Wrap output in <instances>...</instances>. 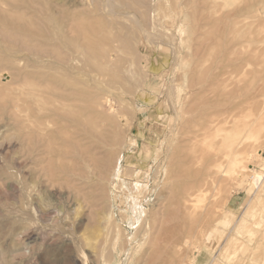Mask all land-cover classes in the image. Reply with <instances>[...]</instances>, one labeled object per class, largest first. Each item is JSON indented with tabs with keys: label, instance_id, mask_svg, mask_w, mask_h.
Instances as JSON below:
<instances>
[{
	"label": "rangeland",
	"instance_id": "1",
	"mask_svg": "<svg viewBox=\"0 0 264 264\" xmlns=\"http://www.w3.org/2000/svg\"><path fill=\"white\" fill-rule=\"evenodd\" d=\"M262 3L264 0H0V24L6 26L5 32L0 29L1 47L16 52L17 45L4 36L15 33L52 55L67 52L72 58L61 62L52 55L42 58L40 53L21 50L16 52L19 62L7 57L9 63L5 59L0 63V264H214L231 239L234 220L226 227L224 212L236 219L252 202V214L236 240H230L228 254L217 263L264 264V36L255 37L264 34V25L259 24L264 23ZM79 15L92 21L86 18L83 22ZM232 21L239 23L233 22L232 27L237 30L239 25V34L232 30ZM254 25L263 28L256 30ZM229 30L234 36H228ZM75 35L81 42L87 36L97 40L103 35L105 50L112 51L111 60L95 58L85 45L73 54ZM65 36L71 40L67 48L61 43ZM243 41V46H249L245 50L239 44ZM250 49L259 51L252 55ZM249 55L252 57L245 61ZM8 68L16 74L56 75L62 81L50 84L44 76L26 83L18 74L8 79ZM225 73L241 77L237 80L229 75L222 88V81L214 79L219 76V81ZM64 85L78 94L54 105L50 101L44 104L46 115L33 105L34 94L49 100L56 87L64 89ZM70 99L86 106L94 103L96 111L110 115L109 135L118 131L110 141V160L105 148H93L96 144L104 147L103 141L87 138L84 130L74 133L76 124L70 117L45 121L50 116L49 105L72 112L75 101ZM224 110L232 113V119ZM77 111L86 112L83 107ZM210 112L216 116L215 125L211 123L215 127L204 132ZM221 112L235 122L227 119L230 124H217ZM26 117L34 126L23 122ZM205 119H209L207 126ZM199 123L205 128L198 127ZM39 126L45 133H58L50 151L42 144L47 136L35 133ZM67 136L76 147L86 145L90 154L85 159L74 154L71 143L66 147ZM39 139L43 140L39 143ZM232 159L237 163L231 164ZM213 163L223 165L220 169ZM113 168L115 176L109 177ZM137 180L142 184L141 193L133 197L136 193L130 188Z\"/></svg>",
	"mask_w": 264,
	"mask_h": 264
},
{
	"label": "bare ground",
	"instance_id": "2",
	"mask_svg": "<svg viewBox=\"0 0 264 264\" xmlns=\"http://www.w3.org/2000/svg\"><path fill=\"white\" fill-rule=\"evenodd\" d=\"M110 1L111 0H109V3H110ZM114 1V0H113ZM117 1H119V0H117ZM117 1L115 0V3H117ZM201 1H203V0H201ZM212 1V0H211ZM225 1V0H224ZM223 0H222V2H224ZM240 1V0H239ZM244 1V0H243ZM36 2V1H35ZM178 1H176L175 3H177ZM192 2V1H191ZM241 2H242V0H241ZM108 3V2H107ZM127 3V2H126ZM126 3H124V1H123V4H126ZM133 3V2H132ZM142 3V2H141ZM202 3H205V2H202ZM214 3V2H213ZM246 3H247V0H246ZM40 4V3H39ZM134 4V3H133ZM143 4H144V2H143ZM178 4H179V2H178ZM181 4V3H180ZM179 4V5H180ZM188 4V3H187ZM261 4V3H260ZM264 3H262V5H263ZM36 5V4H35ZM46 5V4H45ZM67 5V4H66ZM111 5V4H110ZM109 5V6H110ZM114 5V4H113ZM112 5V6H113ZM121 5H122V3H121ZM127 5H128V3H127ZM139 5V4H138ZM259 5V4H258ZM38 6V5H37ZM40 6V5H39ZM72 6V5H71ZM119 6V5H118ZM123 6V5H122ZM129 6V5H128ZM132 6V5H131ZM135 6H137V5H135ZM177 6V5H176ZM36 7V6H35ZM68 7H69V5H68ZM111 7V6H110ZM125 7V6H124ZM262 7V6H261ZM263 7H264V5H263ZM181 8V7H180ZM255 8V7H254ZM70 9V8H69ZM69 9H67V11L69 10ZM107 9V8H106ZM109 9V8H108ZM133 9V8H132ZM140 9H141V7H140ZM252 9V8H251ZM42 9H40V11H41ZM78 10V9H77ZM76 10V11H77ZM173 10V9H172ZM263 10V9H262ZM74 11V10H73ZM79 11V10H78ZM77 11V12H78ZM133 11V10H132ZM134 11H135V9H134ZM248 11V10H247ZM64 12V11H63ZM72 12V11H71ZM75 12V11H74ZM74 12L72 13V17H73V14H74ZM77 12H76V14H77ZM60 13H62V12H60ZM79 13V12H78ZM64 14H66V16L68 17H70L71 16V14L70 13H68V12H65ZM134 14V13H133ZM136 14V13H135ZM225 14V13H224ZM262 14V13H261ZM260 14V15H261ZM264 14V13H263ZM80 15H82L83 16V14H81L80 13ZM79 15V16H80ZM248 15V14H247ZM246 15V16H247ZM258 15V14H257ZM55 15H53V17H54ZM128 16H129V14H128ZM132 16V15H131ZM251 16V15H250ZM254 16V15H253ZM256 16V15H255ZM71 17V18H72ZM75 17V16H74ZM91 17V16H90ZM134 17V16H133ZM136 17V16H135ZM241 17H243L242 15H241ZM258 17V16H257ZM63 18H65V16L63 17ZM77 18V17H76ZM78 18H81V16L80 17H78ZM87 18V17H86ZM85 18V19H86ZM137 18V17H136ZM140 18V17H139ZM237 18L238 17H236L235 18V16H234V19H236V21H238L237 20ZM250 20L252 19L251 17H248ZM260 18V17H259ZM263 18H264V16H263ZM48 19H50V18H48ZM52 19V18H51ZM69 19V18H68ZM82 19V21L84 22L85 21V19H84V17L83 18H81ZM87 19H90L91 20V18H87ZM94 19L95 18H93V21H94ZM97 19V18H96ZM132 19V18H131ZM134 19V18H133ZM224 19V18H223ZM234 19H231V20H234ZM244 19V18H243ZM262 19V18H261ZM75 20V19H74ZM137 20V19H136ZM248 19H246L245 21L247 22V24H248V21H247ZM56 21V20H55ZM76 21H80V20H76ZM75 21V22H76ZM92 21V20H91ZM96 21V20H95ZM98 21V20H97ZM141 21V20H140ZM236 21H232V25L233 26H231V28L233 27L234 28V25L235 24H233V22L234 23H237ZM50 22H52V20H50ZM54 22V21H53ZM81 22V21H80ZM138 22V21H137ZM142 22V21H141ZM252 22V21H251ZM256 22H258V21H256ZM42 23V22H41ZM56 23V22H55ZM70 23V22H69ZM68 23V24H69ZM90 24H88V25H91V22H89ZM94 23V22H93ZM140 23V22H139ZM259 23V22H258ZM50 24V23H49ZM61 24H63V23H61ZM71 24V23H70ZM76 24H79L78 22H76ZM75 24V25H76ZM81 24V23H80ZM101 24H102V22H101ZM237 24H239V23H237ZM246 24V23H245ZM259 24H261V25H264V23L262 22L261 23V21H260V23ZM57 25V24H56ZM72 25V24H71ZM87 25V24H86ZM94 25V24H93ZM97 25H98V22H97ZM248 25H250V24H248ZM256 25H258V24H256ZM259 26V28L261 27V29L263 28L262 26ZM12 26H16V27H19L20 25H13L12 24ZM45 26V25H44ZM49 26V25H48ZM53 26V25H52ZM51 26V27H52ZM81 26V25H80ZM239 26V25H238ZM237 25H236V27L235 28H237V30H239V27H238ZM61 27V26H60ZM62 27H64V28H66L67 26H63L62 25ZM87 27H89V26H87ZM91 27V26H90ZM94 27V26H93ZM93 27H92V29H91V31H93V30H95V29H93ZM247 27V26H246ZM257 27V28H256ZM20 28H23V27H20ZM50 28V27H49ZM48 28V29H49ZM69 28H71V29H73L72 27H69ZM230 28V29H231ZM232 28V30H234ZM254 28H256V30H258L259 28H258V26H255L254 25ZM0 29L2 30V32H5V29H6V26H4L3 24H0ZM45 29H46V27H45ZM53 29H55V28H53ZM70 29V30H71ZM101 29V28H100ZM247 29V28H246ZM251 29V28H250ZM250 29H249V32H250ZM19 30V29H18ZM38 30H40V28L38 29ZM67 30V29H66ZM74 30V29H73ZM232 30H229L228 32V36H231V35H233L232 34V32L234 33V31H235V34L236 33H238L239 34V32L237 31V30H234V31H232ZM244 30H245V28H244ZM252 30V29H251ZM256 30H253V33H254V31H256ZM72 31V30H71ZM84 31V30H83ZM103 31H105V30H103ZM230 31H232V32H230ZM239 31H242V30H239ZM48 32V31H47ZM56 32V31H55ZM54 32V30H53V33H55ZM66 32V31H65ZM73 32V31H72ZM257 32V31H256ZM259 32V31H258ZM10 33V32H9ZM36 34L37 33H39V32H35ZM34 33V34H35ZM42 33H44V32H42ZM85 33H87L88 34V32H86L85 31ZM96 33H98V32H96ZM106 33V32H105ZM166 33V32H165ZM230 33H231V35H230ZM240 33H242V32H240ZM244 33V32H243ZM245 33H247V31L245 32ZM252 33V32H251ZM13 34H15V33H13ZM6 35V33H5V35L4 36H6V37H8L9 38V41L11 42V44H14V45H17L16 47V49H15V51L16 52H20L21 50H27V51H30V52H32V53H40V54H42V58H43V56H46V55H52L50 52H47L46 50H44V48H41L42 47V45H40L41 47H38V46H35V45H30V44H28V43H25L24 42V39H23V37H18L17 35ZM40 34V33H39ZM46 34V33H45ZM66 34V33H65ZM64 34V35H65ZM76 34H77V32H76ZM18 35H19V33H18ZM61 35L63 36V34L61 33ZM90 35V34H89ZM130 35H131V33H130ZM243 35V34H242ZM250 35H252V34H250ZM254 35V34H253ZM252 35V36H253ZM257 35H259V36H257ZM257 35L255 36V37H260L261 36V38H262V35L264 36V34H262L261 33V35L260 34H258L257 33ZM26 36V35H25ZM103 36V35H102ZM102 36H100V37H94V38H97V40H95V39H93V37H92V35H91V37H86L85 39L86 40H84V42L82 41H79V40H81L80 38H79V36H77V35H75V37H76V39H75V44H71L70 42H71V40L69 41L68 39H69V37L67 38L66 36V38H61V43L63 44H61L62 46H67V45H69V44H71V45H74L75 46V48H73L72 47V49H74L73 50V54L74 53H77L78 51H79V49L81 48V47H84V46H82V45H85V49H86V51L90 54V55H92V56H94L95 58L96 57H98V59L100 58H107V59H109V60H111V58H112V55H111V53H112V51H106L105 50V48H107V47H105L104 48V43H103V41H104V38L102 37ZM120 36V35H119ZM118 36V37H119ZM227 36V37H228ZM234 36V35H233ZM237 36V35H236ZM240 36V35H239ZM239 36H238V38H239ZM251 36V37H252ZM45 38H47V39H51V37L50 36H47V34H46V36H44ZM60 37V36H59ZM74 37V38H75ZM85 37V36H84ZM104 37H105V35H104ZM250 37V36H249ZM28 38V37H27ZM55 38V37H54ZM74 38H72V41L74 40ZM244 38H246L245 36H243V38L242 39H244ZM44 39V38H43ZM46 39V40H47ZM105 39H106V37H105ZM118 39V38H117ZM124 39V38H123ZM122 39V40H123ZM247 39V38H246ZM259 39V38H258ZM264 39V38H263ZM45 40V39H44ZM223 40H224V38H223ZM249 40H250V38H249ZM48 41H50V40H48ZM69 41V42H68ZM81 42V43H77V42ZM119 42L121 41V39L120 40H118ZM258 41V40H257ZM116 42V41H115ZM126 42V41H125ZM244 42L245 41H243V44L240 42L239 44L240 45H242V47L244 48V50H245V47L247 48V47H249V46H243L244 45ZM259 42V41H258ZM258 42L257 43H255V44H257V47H258ZM84 43V44H83ZM106 43V42H105ZM247 43V42H246ZM264 43V42H263ZM40 44V43H39ZM129 44V43H128ZM216 44V43H215ZM224 44V43H223ZM2 45V44H1ZM1 45H0V63H2V61L5 59L6 61H8L7 59V57H9V59H10V57L12 58H17L16 56V52H14L13 50V48L12 47H9V48H3V47H1ZM46 45H47V43H46ZM70 45V46H71ZM107 45V44H106ZM109 45V44H108ZM131 44H129V46H130ZM49 46H50V43H49ZM49 46H46V47H49ZM217 46H219L220 47V45H217ZM224 46H226V45H224ZM228 46V45H227ZM253 46V45H252ZM252 46H250V48H252V49H254ZM51 47V46H50ZM53 47H54V45H53ZM67 47H69V46H67ZM66 47V48H67ZM263 47V46H262ZM262 47H258L259 49H263ZM218 48V47H217ZM234 48V47H233ZM241 48V47H240ZM47 49V48H46ZM69 49V48H68ZM82 49V48H81ZM230 49V48H229ZM228 49V50H229ZM252 49H250L249 51H251V54L252 55H254L252 52L253 51H256V50H258V49H256V50H253L252 51ZM214 51H212V52H214V54L217 52V49H216V47L213 49ZM235 50V49H234ZM264 50V49H263ZM75 51V52H74ZM130 51V50H129ZM216 51V52H215ZM231 51H232V49H231ZM236 51L237 50H235V52L234 53H236ZM259 51V50H258ZM71 52V51H70ZM230 51H228L227 53H229ZM243 52H245V51H243ZM248 52V50H246V52H245V54ZM263 52V51H262ZM15 53V54H14ZM72 53V52H71ZM81 54H85V52H80ZM233 52H230L229 53V55L231 54H234ZM237 53H239L240 54V52H237ZM33 54V56L35 57V55ZM73 54H71V55H73ZM78 54V53H77ZM259 54H260V52H259ZM69 53H58V52H56L55 54H54V52H53V57H54V59H57V60H59V61H61V62H66V60L67 59H69L70 57H69ZM76 55V54H75ZM80 55V54H79ZM228 55V56H229ZM230 55V56H231ZM235 55V54H234ZM233 55V56H234ZM236 55H238V54H236ZM243 55V54H242ZM242 55H238V56H242ZM252 55H249V56H247V58L245 59V61L247 60V59H250L251 57H252ZM256 55H257V53H256ZM255 55V57H257ZM230 56H229V58H230ZM262 55L260 54V57H261ZM6 57V58H5ZM21 57V56H20ZM33 57V58H34ZM69 57V58H68ZM72 57V56H71ZM223 56H221V58H222ZM250 57V58H249ZM228 57H226V59H228V60H232V57H231V59H229ZM234 58H236V56L234 57ZM254 58V57H253ZM21 59V58H20ZM72 59V58H71ZM71 59H69V60H71ZM257 59V58H256ZM259 59V58H258ZM261 59V58H260ZM11 60V59H10ZM9 60V61H10ZM17 60H18V58H17ZM215 60H216V57H215ZM9 61H8V63H9ZM20 60H18V62H19ZM222 61V60H221ZM258 61V60H257ZM114 62V61H113ZM39 63V62H38ZM46 63V62H45ZM44 63V64H45ZM212 63V62H211ZM214 63V62H213ZM216 63V62H215ZM218 63H220V61L218 62ZM217 63V64H218ZM12 64V63H11ZM18 65V64H17ZM48 65V64H47ZM112 65V64H111ZM37 66V65H36ZM115 66V65H114ZM214 66V65H213ZM215 67H217V66H215ZM226 68H230V67H226ZM240 68H242V67H240ZM1 69H2V67H1ZM3 69H6V67H4ZM12 69V68H11ZM11 69L10 68H8V73H7V78L9 79H11V78H16V77H18V75L19 76H22V82H28V81H35V80H38V79H43L44 78V76H45V78H44V80L46 81V82H48V83H54V84H56V85H60L59 83L62 81L58 76H56V75H46V74H41L40 72H30V73H21V72H18L17 74L16 73H12L11 72ZM217 69V68H216ZM224 69V68H223ZM243 69V68H242ZM240 70V71H242V72H244L243 70ZM7 70V69H6ZM14 69H12V71H13ZM225 70V69H224ZM237 71L236 69H233V70H231V72H233V71ZM247 70L249 71V69H248V67H247ZM246 70V71H247ZM25 71H26V69H25ZM228 71V70H227ZM234 71V72H235ZM244 72V73H247V72ZM229 72V71H228ZM230 72V73H231ZM238 72V71H237ZM210 73H211V71H210ZM221 73H223V72H221ZM236 73V72H235ZM226 74H228V73H225V76H224V74H220V77H222V75L226 78V79H224V77L222 78V79H220L219 81H218V78H219V76H218V78L217 79H214V80H217L216 81V83H219V82H221L222 81V84H223V81H225V80H227V79H230V78H227L229 75L231 76V79H233V77L235 76V75H232V74H228L227 76H226ZM237 74V73H236ZM238 74H242V76L244 75L243 73H238ZM253 74V73H252ZM213 75V74H212ZM216 75V74H215ZM247 75V74H246ZM2 76V75H1ZM233 76V77H232ZM238 76H240V75H238ZM238 76L236 75V77H237V80H238ZM213 77V76H212ZM236 77H234V78H236ZM241 77V76H240ZM239 77V78H240ZM20 81V80H19ZM225 83H227V82H225ZM224 83V84H225ZM20 84V83H19ZM78 84V83H77ZM221 84V83H220ZM223 84V86H222V88L225 86ZM237 87H239V86H237ZM57 89H56V91H53L52 92V94H51V97H50V99L48 100V99H46L45 100V98H43L41 95L39 96V95H35L34 94V100H35V103H33V105L35 104V106H37L36 108L40 111H42V109L44 110L45 109V107H44V104H45V106L46 105H48L47 103L49 102V104H51V105H54L55 104V102H57V103H60V102H62V101H64V100H67V97L68 96H70V94L71 95H74V94H78L77 93V91L76 90H74L72 87H67V86H65L64 85V89L63 88H60V87H56ZM224 88H226V86L224 87ZM244 90H245V88H244ZM260 90V89H259ZM240 91V90H239ZM233 92V91H232ZM260 92V91H259ZM240 93V92H239ZM241 95V94H240ZM240 95H239V97H240ZM69 99V98H68ZM44 100V101H43ZM70 100H72V101H75V104H74V106H73V108H75L72 112H67L66 110H60L59 111V109H57V108H50V105H49V108L47 109V111L49 112V115L50 116H46V118H45V121L46 120H48L49 122H50V119H52V118H55V117H57V116H63V117H70L71 119H72V121L73 122H75V124H76V126H75V129H74V133H76L77 134V132H79L80 133V131H85V133L87 134L86 136H87V138H90V139H96V140H101V142L103 141V143L105 144V146L103 147V145L101 144V145H93V148H94V150L95 149H104L105 150V152L107 153V157H106V159H107V161L108 160H110V146H111V142L110 141H112V140H114L115 138H116V135H118L117 133H118V131H114L111 135H109L110 133H109V129L108 128H110V127H108L110 124H109V121L111 120V118L109 117V116H104V114L103 113H101V112H98V111H96L95 109H94V103H89V106H86V105H84V102H81V103H83V104H81L80 103V101L78 100V99H70ZM42 101H43V104H41L42 103ZM79 101V102H78ZM91 101H92V99H91ZM218 102V101H217ZM225 102V101H224ZM228 103V102H227ZM87 104V103H86ZM240 104V103H239ZM32 105V106H33ZM86 106V107H85ZM238 106V105H237ZM16 108H17V105L15 106ZM81 107H83V109H84V111H86L84 114L81 112H78L77 110H80L81 109ZM235 108H236V106H235ZM212 109H214V108H212ZM216 109V108H215ZM234 109V108H233ZM208 111V110H207ZM225 111V110H224ZM223 111V112H224ZM228 111V110H227ZM227 111H225L224 113H227ZM231 111V110H230ZM233 111V110H232ZM235 111V110H234ZM209 112V111H208ZM43 113V112H42ZM44 113H45V115H46V110H44ZM50 113H53L54 115H52V114H50ZM216 113V112H215ZM222 113V112H221ZM220 113V114H221ZM224 113H222L221 114V116H219L218 118H220V117H222L220 120H218L217 119V124L219 123H223V125L221 124V126H225V125H227L226 123H228V124H230V123H234L235 122V120L233 121V122H231V120H229L228 118H227V116H225L224 117ZM228 113H230L229 111H228ZM226 114V115H230V114ZM87 114H88V117H86L87 116ZM214 115V117L213 116H211V115ZM217 114V113H216ZM56 115V116H55ZM200 115H202V114H200ZM207 116L209 117V118H211V120H209V119H205V121H204V126H207V123H206V120H209L208 121V124H209V126L205 129V130H203L204 132H206V130L208 129V130H210L209 128H211L212 127V125H215V124H213V119H215V114H214V112H210V115L209 114H207ZM123 117V116H122ZM207 117V118H208ZM213 117V118H212ZM230 117H233L232 116V113H231V115L229 116V118ZM204 118H206V116L204 117ZM40 119V118H39ZM39 119H37V121H39ZM229 120V122H228V120ZM230 119H232V118H230ZM235 119V118H234ZM41 120V119H40ZM120 120V119H119ZM201 120V119H200ZM104 121H106V123H108V124H106V125H102L101 124V122H104ZM199 121V120H198ZM220 121V122H219ZM23 122H28V126L30 127V126H34V125H32L33 124V122H32V120L30 119V118H25L24 120H23ZM39 123V122H38ZM211 123H212V125H211ZM200 124H202V123H199L197 126L198 127H200ZM236 124V123H235ZM28 126H23V127H25L26 129H27V127ZM36 126V125H35ZM48 125H45V127H47ZM116 126V125H115ZM203 126V124L201 125V127L202 128H205ZM211 126V127H210ZM219 126L220 125H218V128H219ZM197 127V128H198ZM215 126H213L212 128H214ZM227 127V126H226ZM238 127V126H237ZM24 128V129H25ZM114 128V127H113ZM211 128V129H212ZM222 129H223V127H221ZM221 128H219L220 130H221ZM35 129H36V134L37 135H39V137H44V136H47V141L45 142V143H42L43 145L45 144V147H47V150H49L51 147H52V145H54L53 143H54V141H55V138H57L58 137V133H57V131L56 130H53L52 132H49V133H45L46 132V129L44 128V127H42V126H39V127H35ZM238 129V128H237ZM202 130H200L201 131V133H203L204 134V132H202ZM224 130V129H223ZM226 130H227V128H226ZM29 131H33V129L32 128H30V130ZM218 131V130H217ZM228 131V130H227ZM198 132V131H197ZM30 133V132H29ZM201 133H200V135H201ZM196 134V133H195ZM225 134V133H224ZM227 134V133H226ZM230 134V133H229ZM27 135H29L28 133H27ZM31 135H32V133H31ZM30 135V136H31ZM83 135H85V134H83ZM83 135H81L82 137H83ZM194 135V134H193ZM208 135H210V134H208ZM202 136V135H201ZM27 137H29V136H27ZM32 137V136H31ZM30 137V138H31ZM81 137V138H82ZM119 137H120V135H119ZM203 137V136H202ZM34 138V137H33ZM195 138V137H194ZM198 138V137H197ZM209 138V136L207 137V139ZM32 139V138H31ZM37 139H38V137H37ZM84 139H86V138H84ZM119 139V138H118ZM27 140V139H26ZM40 140V139H39ZM41 140H43V139H41ZM41 140L39 141V143L41 142ZM72 139H71V137L70 136H67L66 137V139H65V141L67 142V145H66V147L68 146V144H70L71 143V145H72V147H73V151H75L74 152V154L76 153L78 156H80V157H82V159H85L86 157H84V156H86V154H90V149H88V147L86 146V145H78V147H76V146H74V143H76V142H74L73 144H72V141H71ZM28 141H30V139L28 138ZM116 141V140H115ZM193 141V140H192ZM36 142V141H35ZM42 142H44V141H42ZM194 142V141H193ZM89 143V145H92L93 144V142L91 141V143L90 142H88ZM29 144V143H28ZM32 144V143H31ZM38 144V143H37ZM80 144V143H79ZM193 144V143H192ZM195 144V143H194ZM24 145V144H23ZM224 145V144H223ZM222 145V146H223ZM42 146V145H41ZM114 146H115V144H114ZM44 147V148H45ZM77 148H79V149H77ZM92 148V147H91ZM112 148V147H111ZM46 149V148H45ZM114 149V148H113ZM79 152H78V151ZM103 150V151H104ZM202 150V149H201ZM232 150V149H231ZM50 151V150H49ZM99 151V150H98ZM240 151V150H239ZM45 152V151H44ZM205 152V151H204ZM26 153H27V151H26ZM30 153V152H29ZM46 153V152H45ZM101 153V152H100ZM99 153V154H100ZM201 153V152H200ZM236 153V152H235ZM98 154V155H99ZM198 154V153H197ZM203 154V153H202ZM205 154V153H204ZM222 154V153H221ZM232 154H234V153H232ZM27 155V154H26ZM97 155V156H98ZM208 155V154H207ZM90 156H92V155H90ZM218 156H221V155H218ZM223 156V155H222ZM226 156V155H225ZM202 157V156H201ZM227 158H228V156H226ZM95 158H96V156H95ZM98 158H99V156H98ZM105 158V157H104ZM214 158V157H213ZM222 159H223V157H221ZM221 158H219V159H221ZM231 158V157H230ZM31 159V158H30ZM88 160V159H87ZM86 160V161H87ZM90 160V159H89ZM92 160H94V162L96 161L95 159H93L92 158ZM214 160V159H213ZM218 160V159H217ZM105 161V160H104ZM103 161V162H104ZM94 162H92V164L94 163ZM208 162V161H207ZM213 162V161H212ZM236 162V161H235ZM234 162V163H235ZM89 163V162H88ZM99 163V162H98ZM230 163V162H229ZM233 163V159H232V162H231V164ZM233 163V164H234ZM237 163V162H236ZM96 164V163H95ZM94 164V165H95ZM101 164H103V163H101ZM210 164V163H209ZM214 164V163H213ZM220 164L221 163H215L214 164V166H216L217 168H220L221 169V166H220ZM86 165V164H85ZM90 165H91V162H90ZM100 165V164H99ZM221 165H223V164H221ZM93 166V165H92ZM208 166V165H207ZM94 167V166H93ZM114 167V166H113ZM212 167V169H213V166H211ZM84 168H87V166L86 167H84ZM95 168H97V167H95ZM110 168V167H109ZM87 169H89V167L87 168ZM91 169V168H90ZM86 170V169H85ZM92 170V169H91ZM96 170V169H95ZM99 170V174H100V168L98 169ZM209 169H207L206 171L207 172H210V171H208ZM104 171V170H103ZM114 171V172H113ZM225 171V170H224ZM78 173V170L77 171H72V173L73 174H76L77 175V173ZM82 172H83V170H82ZM82 172H80V174H82ZM88 172H89V170H88ZM98 172V171H97ZM227 172V171H226ZM93 173V172H92ZM92 173H90V175L92 176L93 174ZM87 175H88V173H86ZM101 174H102V172H101ZM104 174V173H103ZM102 174V175H103ZM110 175H111V177H114L115 176V170H114V168L112 169V171H111V174H109V177H110ZM124 175H130L129 174V172H125L124 173ZM213 175V174H212ZM117 176V175H116ZM203 176H207V175H203ZM211 176V175H210ZM78 177V176H77ZM80 177V176H79ZM87 177V176H86ZM213 177V176H212ZM215 178V177H214ZM219 178V177H218ZM110 179V178H109ZM112 179V178H111ZM217 180V179H216ZM99 181V180H98ZM123 181V180H122ZM127 181V180H126ZM208 181V180H207ZM262 181H263V178L262 179H260L259 180V182H258V186L260 187V185L262 184ZM128 182H130V181H128ZM102 183V182H101ZM110 183H111V185H113V183H114V180H111L110 181ZM122 183V182H121ZM124 183H126V182H124ZM212 182L210 181V183L208 182V184H211ZM201 184V183H200ZM215 184V183H214ZM118 185V184H117ZM125 187V186H124ZM129 187V186H128ZM141 187H142V184L137 180L136 182H134L133 184H132V187L130 188L134 193H136L135 194V196H133V197H136L139 193H141ZM199 187V186H198ZM129 189V190H130ZM199 189V188H198ZM203 190V189H202ZM123 191V190H122ZM200 191V190H199ZM126 192V191H125ZM180 196V195H179ZM177 198V197H176ZM184 200V199H183ZM257 202V201H256ZM189 204V203H188ZM253 205H254V202H252L251 204L250 203H248V206H246V208H245V206L243 207L244 208V210L243 211H241L240 213H239V215H238V217L236 218V219H234V217L232 218V215L233 214H228V213H225L224 212V214H226L225 215V218H223L224 219V221H223V224L227 227L229 224L231 225V222L233 221V223H232V227H230V229L232 230V232H231V230H229L230 231V237H231V239L230 240H236V237L238 236V231L242 228V224H243V222H245V220H246V218L250 215V214H252V211H253ZM189 206V205H188ZM188 206H187V208H188ZM190 208V207H189ZM186 209V208H185ZM264 209V208H263ZM232 220H231V219ZM257 225V224H256ZM260 225H261V223H260ZM223 228H225V227H223ZM248 229V228H247ZM250 229V228H249ZM248 229V230H249ZM224 230V229H223ZM228 231V232H229ZM223 232H226V231H223ZM228 232H227V236H228ZM251 232V231H250ZM250 232L248 233V235L250 236ZM246 233H247V230H246ZM251 233H253V232H251ZM255 233V232H254ZM222 235H223V233H222ZM222 235H221V239H222ZM224 236V235H223ZM226 236V235H225ZM229 237V238H230ZM225 239H226V237H225ZM224 239V240H225ZM230 240L228 239L227 240V242H225V244L223 245V248H222V250L220 251V253L217 255V257L215 258V263L214 264H218L217 262L219 261L220 262V258L221 257H223L226 253L228 254V248H229V246L231 245V243L234 241H232L231 243H230ZM238 240V239H237ZM248 242V241H247ZM246 242V243H247ZM223 243V242H222ZM243 243H245V241L243 242ZM241 245H244V244H241ZM220 247H221V245H220ZM220 247L218 248V251H219V249H220ZM213 256V255H212ZM215 256H216V254H215ZM218 260V261H217Z\"/></svg>",
	"mask_w": 264,
	"mask_h": 264
}]
</instances>
